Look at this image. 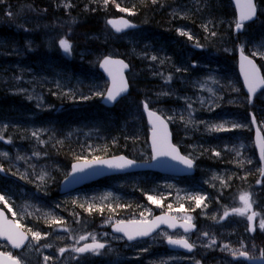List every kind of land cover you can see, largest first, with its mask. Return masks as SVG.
<instances>
[{"label": "rangeland", "instance_id": "374dc122", "mask_svg": "<svg viewBox=\"0 0 264 264\" xmlns=\"http://www.w3.org/2000/svg\"><path fill=\"white\" fill-rule=\"evenodd\" d=\"M185 2L184 11L194 18L195 12L201 13V8L208 5H205L206 0ZM0 5V21L13 23L11 32L0 33V95L18 98V106L10 114L12 118L3 119L0 114V137H3L0 139V164L7 172V179L0 177V195L17 213L12 218L43 237L39 241L31 240L22 252L1 242L0 250L11 252L22 264H100L104 262L102 256H107L109 264H126L128 261H137L136 264H242L234 259L239 251L253 256L264 252V230L259 228V223L264 220V188L259 180L262 170L251 154L254 149L252 135H245L249 130L252 132L251 122L242 115L245 108H249L248 97L246 94L242 97V85L228 65L201 59L202 53L197 52V46L202 43L190 25L183 24L175 29V36L170 41L159 37L149 39L139 30L124 35H116L110 30L86 37L77 33L68 41L70 52L65 53L59 45L64 39L62 27L57 21L50 20V15H45L42 20L41 9L35 6L23 11L14 0H0ZM60 6L69 12L70 3L66 0H61ZM260 14L264 15V0L260 4ZM69 17L70 21L74 20ZM262 20L264 17L259 23L258 20L253 23L256 32L252 25H247L242 34L234 33L236 18L231 23L223 21L221 36L216 30L210 36V30H206L203 41L219 53L214 57L235 54L237 58L236 52L241 48L259 64L264 63V33L258 29ZM39 26L41 44L32 34V31L37 32L34 27ZM182 32L187 35H181ZM59 48L61 54L79 69L82 65L88 67V74L53 64L48 53ZM26 49L42 56H32L25 52ZM107 55L122 57L135 64L129 74L132 83H139L137 80L142 79V71L138 69L146 66L143 87L137 86L113 110L119 118L113 124L117 127L115 133L123 134L126 141L123 149L139 151L141 161L151 160L148 126L143 114V104L147 103L169 121L173 133L177 134V145L197 161V180L180 182L155 174H132L114 177L76 193L60 194L61 183L70 167L55 154V143L76 142L95 150L99 146L97 143L108 140V129L97 122L64 127L47 123L40 114L46 110H61L63 98L73 107L83 100L96 98L101 102L108 83L99 73L98 63ZM235 71L237 73V66ZM53 96L55 102L51 101ZM249 106L254 107L251 111L257 115L264 134V92ZM219 125L227 130L216 131ZM133 142L137 144L135 149L129 147ZM235 178H239L237 184L232 183ZM195 182L208 186L214 197L199 209L197 215L189 209H179L181 213L173 214L185 220L191 217L189 221L200 227L197 235L186 237L162 230L151 239L129 244L111 232L112 224L117 221L148 220L160 212L156 204L145 199V194L154 198L167 194L181 203L195 194ZM232 184L235 192L230 191ZM242 193L250 196L252 208L249 212L257 213L253 222L246 218L249 212L241 216L232 211L243 207L239 200ZM228 197L230 205L222 199ZM121 203H126L125 209L118 208ZM114 210L121 213L120 217L111 215ZM225 211L229 213L226 217ZM126 214L130 218H125ZM54 220L60 223H53ZM203 234H207L208 239L203 238ZM81 236L87 239L80 240ZM169 236L191 240L197 246V252L192 256L171 252L166 246ZM93 237L105 245L99 255L73 251L91 244ZM61 248L66 251L61 253ZM46 256L49 257L47 262Z\"/></svg>", "mask_w": 264, "mask_h": 264}, {"label": "trees", "instance_id": "16d2710c", "mask_svg": "<svg viewBox=\"0 0 264 264\" xmlns=\"http://www.w3.org/2000/svg\"><path fill=\"white\" fill-rule=\"evenodd\" d=\"M51 1V3H47L45 0H14V2L20 4V10L24 9L23 11H27L35 6L38 9H41L43 11V16L40 17L42 18V20L45 15H50V20L57 21L58 25L60 23L64 39L67 41L73 40L75 34L77 33H81V37L108 33L110 31L108 21L119 16H127L138 23L140 27L139 31L144 32L146 37L149 39H152L153 37H159L161 39L170 41L177 27L183 26V24L190 25L193 33L199 35V42L202 43V45L197 46V52L202 53L201 59L207 60L208 58L211 62L212 60L214 61L213 64H220L221 66L228 65L229 71L237 75L235 71L237 66L236 55L233 54L230 56H226L224 54H220L222 56H225L226 59L225 57L221 56L214 57V54L217 53L216 50L208 48V46H206V43L203 41V36L205 35L206 30H210V36H212L213 30H216V33L221 36L223 32L222 22L228 21L231 23L235 18V10L230 0H206L205 5H208H206V7L204 8H201V13H199L198 11L195 12L194 16L196 19L191 14L187 13V11H184L185 8H183V6L186 3L185 0H114V2L113 0H108L107 3H105V0H66L67 3H70V9L68 13L63 10V6H60L61 0ZM259 2L260 4H262L263 0H259ZM117 5H119V8H117ZM120 8L127 9L128 11H120ZM69 16L73 17L74 20L70 21ZM36 17L38 18V16ZM262 17H264V15L260 14L257 23H259ZM66 18H68V21L66 20ZM206 20L207 23H203ZM64 24H66L67 26H63ZM0 25L2 30L0 33L7 34L8 32H11L13 23L11 21L5 23L3 20H1ZM251 25V28L255 32L256 28L253 24ZM218 26L222 28L219 29ZM35 27L34 30H37V32L32 31V34L34 35L35 40L39 44H41L42 42L40 40V33H38L41 32V28L40 26L37 29ZM258 29L261 30L262 33H264L263 20L259 24ZM230 35H232V30H230ZM53 48L55 49L56 46L54 45ZM25 52L35 57L42 56L34 50L26 49ZM48 54L50 56V59H52L53 64H55L56 66L68 70H73L74 72L81 73L82 75L88 74V67L82 65V68L79 69L74 62H71L61 54L60 48L59 50ZM219 60L226 61L220 62ZM129 62L131 63L132 68H135V64H133L131 61ZM145 67L146 66L139 67L138 70L142 71L143 80H137L139 83H136L135 81L132 83L131 94L133 93V91H135V88L137 86H139L140 88L143 87L142 82L145 80L147 75ZM260 67L264 73V63H261ZM242 97H245L244 93ZM16 99L18 98L4 96L3 94L0 95V114L3 115V119L12 118L10 114H12L11 112L15 111V108L18 106V101ZM51 101L55 102L54 96L52 97ZM244 101L245 99L243 98V102ZM82 102L83 103L81 104L76 103V105L73 107L70 106L68 100L63 98L60 101V103L63 105L59 107V109L61 110H46L44 112H41L40 117H42V119H44L47 123L62 125L64 127H72L74 125L85 124L87 122L102 123L108 129L107 136L109 138L102 144H100V142L97 143V145L99 146L95 148V150L88 149L86 148V146H81L76 142L64 141L61 144L60 142L55 143L54 152L56 155L60 156L63 159L62 162H64L66 166L70 167L73 162L80 159H93L97 157H105L117 154H126L130 158L139 160L138 158L140 152L133 151L131 150V148H128L129 150H124L123 145L126 143V141L124 140V135L115 133L117 127H114L113 124L117 123L119 118L117 114L113 112V110L117 106L113 109H107L102 106L100 104V101H98V99L96 100V98L93 100H83ZM137 103L140 104L141 102L138 101ZM246 103L248 104L249 108H245V113L242 115L245 119L250 120V113L253 111H251V109H254V107L249 106L248 100ZM6 113L9 114V116L6 115ZM250 134L252 135V132L250 133V130L249 133H245V135L247 136H251ZM242 136L245 137L244 135ZM111 137L113 138L110 140ZM175 140L177 141V134H175ZM131 146L132 149H135L137 147L136 142H133L129 145V147ZM251 154L255 156V163H259L254 149L252 150ZM194 179L197 180L196 178H192L186 179L185 181H191ZM238 182L239 178L238 180H236L235 178L232 181L233 184H237ZM233 184L230 186L231 192H235V186ZM260 184L264 188V178L261 179ZM195 185L196 192L192 197H203V201L199 207H197L195 200L191 198L180 203L176 202L171 195L167 194L156 195V198H154L153 196L152 197L160 201L159 205H156L160 208L161 211L181 212L179 209H189L192 210L193 213L197 214L199 213V209L207 204L208 200H210L214 196H212V190L206 187V185H201L198 182H195ZM148 196L151 195L148 194ZM148 196L145 194V199H148ZM222 199L224 203L230 205L231 202L229 197L226 199ZM169 205H171V209H169ZM126 206V203H121L120 207L118 208L121 210L125 209ZM112 213L113 214L111 215L116 218L120 217L121 215V213L116 212V210H114ZM125 218H130L129 214H126ZM105 257L107 258V256ZM105 257L102 256L101 259L104 260V262L100 264H109L107 262L109 261V259H106ZM136 262L137 261H128L126 264H136Z\"/></svg>", "mask_w": 264, "mask_h": 264}, {"label": "snow or ice", "instance_id": "6c2138e0", "mask_svg": "<svg viewBox=\"0 0 264 264\" xmlns=\"http://www.w3.org/2000/svg\"><path fill=\"white\" fill-rule=\"evenodd\" d=\"M108 0H105L107 3ZM114 2V0H113ZM236 5L240 10L239 21L236 23V28L240 29L242 27L243 21L250 20L255 16L256 8L253 3V0H236ZM119 8V5H117ZM120 11H128L127 9L120 8ZM117 31H120L122 28L129 27V23L126 20L120 21H108ZM214 34V33H213ZM181 35H187V33H181ZM191 38V37H189ZM60 47L63 49L65 53H69L71 50L70 43L61 39L59 41ZM155 59V57H153ZM107 72L108 75L112 78V88L108 89L106 99L109 101H115L121 93L127 91V82L123 76V69L128 66L124 64L123 61L112 60L111 58H105L100 65ZM241 70L244 73L245 82L248 85L249 92H255L256 87L258 85H264V78L259 76V69H257L256 65L253 63L251 59L243 56L242 54V64ZM103 95V94H101ZM147 110V104L144 105ZM149 118L153 122V131H152V152L153 159L157 157H171L173 160H178L181 164L186 165L188 168L193 166V161L186 156H183L179 153L177 147L170 143L169 141V133L167 131V125L164 120L161 119L160 116H157L156 113L149 111ZM234 127H239V125H234ZM216 131L227 130L223 125L216 126ZM35 135V133H34ZM3 137H0L2 139ZM218 155V153H217ZM261 158L264 159V143L261 144ZM135 162L124 157L116 158L115 160H101L96 159L91 162L85 161L83 164H75L73 165V172H83L86 168L91 167L93 164L99 165H107L109 168L116 169H124L133 166ZM2 171V169H0ZM264 174V172H262ZM43 179V177H41ZM153 204L159 205L160 201L154 199L152 196L147 197ZM191 199L195 200L197 207H199L203 201V197L195 196L191 197ZM239 200L243 203V207L234 208L232 211L235 214L245 216L251 210L252 204L250 203V196L248 193H242L239 196ZM0 202H3L5 207L8 208V211L12 213V216L15 217L17 213L13 212L11 207L8 205V201L5 199L3 195H0ZM171 209V205L168 206ZM103 211V209H99ZM229 213L225 211L224 216H228ZM257 215V213L252 212L251 215H247V219L252 221L253 218ZM187 220H190L191 217H187ZM53 223H60L59 221H53ZM160 224H168L169 227H176L175 218L167 215L158 216L155 220L149 222L147 220L137 221H119L117 226L115 227L116 232H122L125 236H127L128 240H133L137 236H147L149 233ZM184 227V230L187 232L190 230V225H181ZM259 228L264 230V220L259 223ZM251 230H255L252 228ZM29 234L31 235V239L33 241H39L42 239V235L39 232H35L32 229L25 227L18 220L9 219L3 210H0V238L5 239L8 243L11 244L13 248H21L25 241L29 239ZM80 240H85L87 237L81 236ZM93 242L91 244H85L83 247L74 248L73 251L77 253H86L92 252L96 255L100 254V250L105 248L103 243L96 241L95 237L92 238ZM168 243L170 245H176L183 247L189 251L192 250L193 244L189 243L187 239H173L171 236L168 237ZM50 247V245H49ZM227 248V245H225ZM61 253H64L66 249H59ZM236 253H233L235 255ZM239 255L241 257H248V253L246 251H239ZM264 256V252L261 253ZM49 257H44L45 262H47ZM0 264H21V260L14 256L11 252H0Z\"/></svg>", "mask_w": 264, "mask_h": 264}, {"label": "water", "instance_id": "95a60500", "mask_svg": "<svg viewBox=\"0 0 264 264\" xmlns=\"http://www.w3.org/2000/svg\"><path fill=\"white\" fill-rule=\"evenodd\" d=\"M232 2L234 4L235 9H236V12H237V21H239L240 10L238 9V7L236 5V0H232ZM253 3H254L255 8H256L255 16L252 19H250V20H246V21L241 22L242 23V27L240 29H237L236 28L235 29V32L236 33L242 32L244 30V24L250 23V22H253V21L256 20L258 11H257V7H256L255 0H253ZM120 20H126V21H128V23H129L130 26L129 27H126V28H122L120 31H117L116 28H114L111 25L112 28L116 32H118V33H123V32H126V31L133 30V29L137 28V25L136 24H133L132 22H130L126 18H119V19H116L114 21H120ZM242 54H243V56H245L248 59H251L253 61V63L256 65L257 69H259V76L261 78H264V76H263V73H262L261 69L259 68L258 63L256 62V60L253 59L252 57L244 54L242 52V50L239 49V51H238V69H239V74H240L241 80L243 82L245 91L250 96L251 103H253L255 96L258 95L259 93H261L264 90V85H258L256 87L255 92H249L248 85L245 82L244 73L241 70ZM112 60L123 61L124 64H126L128 66L127 68L123 69V76H124L125 81L127 82V86L128 87H127V91L121 93V95L118 96L115 101H109V100H107L106 99L107 94H106L105 97H104V99H103V104H105L108 107L115 106L122 97L128 95L129 90H130L129 83H128L127 78H126V75H125V72L129 70L128 63H126L122 59H112ZM100 69L105 73L106 78L110 81V86H109L108 89L112 88V78L108 75V72L103 67H101ZM149 111L150 110L148 109V106H147V110L144 107V113H145V115H146V117L148 119V123H149L150 127L152 128V130L150 131V138H149L150 145H151V148H152L153 122L149 118V115H148V112ZM151 112H153V111H151ZM156 115L157 116H160L157 113H156ZM161 119H163V118L161 117ZM163 120H164L165 124L167 125V131L169 133V141H170L171 144H173V139H172V133H171L170 126H169L168 122L165 119H163ZM252 123H253V127H254L255 147H256V149L258 151V156H259V159L261 161V164H262V167H263V172H264V159L261 158V144L264 143V135L261 132V130H260L259 126H258L256 117L254 115L252 116ZM178 151L182 155V153H181V151L179 149H178ZM152 156H153V152H152ZM119 157H124V158L128 159L124 155H119V156H113V157L103 158L101 160H115L116 158H119ZM91 161H93V160H90L89 162H91ZM84 162L85 161H78V162H75L73 165L78 164V163L79 164H83ZM134 162L135 163L133 164V166L128 167V168H124V169L109 168L107 165L93 164L91 167L86 168L83 172H73V165H72L71 174L69 175V177L67 179H65L63 181V183L61 185V193L62 194L70 193V192H73V191L77 190L79 187H82L84 185H87V184L96 182V181H98L100 179H103L105 177L112 176V175H117V174H123V173L144 172V171H156V172L163 173L165 175H171V176L181 177V176H185V175H192L195 172V170H194L195 162H193V166L191 168H188L186 165L181 164L178 160H173L171 157H157V158L153 159L152 162H136V161H134ZM0 169H2L1 173H4V170H3V168L1 166H0ZM5 215H6V213H5ZM162 215H167V216L173 217L172 215H169V214H160V215H157L156 217L162 216ZM156 217H154L152 220H149V222L155 220ZM125 222H127V221H125ZM117 224L113 225L112 231L115 234H120V235L125 236L124 233H122V232H116L115 231V227L117 226ZM175 224H176V227H174V228L169 227L168 224H160L158 227H155L149 233V235H147V236H137L135 239L129 240V241L130 242H134V241L139 240V239L149 238L150 236L154 235L156 232H158L160 229H162L164 227L169 228V230L171 232H175L178 229H181L186 234L194 233L196 231V229H197L196 225H194L193 223H190V222H187V221H179L176 218H175ZM185 224L190 225V230L187 231V232L184 230V227H181V225H185ZM125 237L127 238V236H125ZM1 239L3 241H6L3 238H1ZM169 246L173 250H182V251L187 252V253H192L193 252V249H194V248H192V250L189 251V250H187V249H185L183 247H180V246L170 245V244H169ZM254 263L255 264H260L261 262H254Z\"/></svg>", "mask_w": 264, "mask_h": 264}, {"label": "bare ground", "instance_id": "6f19581e", "mask_svg": "<svg viewBox=\"0 0 264 264\" xmlns=\"http://www.w3.org/2000/svg\"><path fill=\"white\" fill-rule=\"evenodd\" d=\"M197 1V0H196ZM263 18V17H262ZM178 28V27H177ZM176 28V29H177ZM252 32V31H251ZM256 32V31H255ZM257 34V33H256ZM175 36V35H174ZM242 37V36H241ZM261 37V36H260ZM228 38V37H227ZM189 39V38H188ZM237 39V38H236ZM242 39V38H241ZM234 42V41H233ZM236 42V41H235ZM227 44H228V42H227ZM230 45V44H229ZM54 46V45H53ZM52 46V47H53ZM227 46V45H226ZM235 46V45H234ZM230 47H232V46H230ZM236 47V46H235ZM237 53V52H236ZM233 76H234V74H233ZM152 83V82H151ZM151 86V85H150ZM152 88V87H151ZM248 102H249V100H248ZM249 104H253V103H250L249 102ZM251 113H253V114H255L253 111L251 112ZM256 115V114H255ZM257 117V116H256ZM250 126H251V124H250ZM251 129V128H250ZM252 131V130H251ZM239 132V131H238ZM240 133V132H239ZM251 133V132H250ZM251 135V134H250ZM251 142V141H250ZM189 154V153H188ZM64 178V177H63ZM195 180V179H194ZM3 181V180H2ZM199 184H201L200 182H199ZM207 184V183H206ZM210 184V183H209ZM202 185V184H201ZM205 185V184H204ZM210 186V185H209ZM206 187H208V186H206ZM1 203H3V202H1ZM7 209V208H6ZM104 209V208H103ZM71 211V210H70ZM186 212V211H185ZM64 213V212H63ZM104 214V213H103ZM70 216V215H69ZM83 218V217H82ZM96 221V220H95ZM258 235V234H257ZM260 237V236H259Z\"/></svg>", "mask_w": 264, "mask_h": 264}]
</instances>
